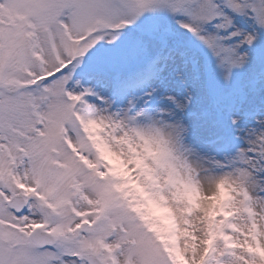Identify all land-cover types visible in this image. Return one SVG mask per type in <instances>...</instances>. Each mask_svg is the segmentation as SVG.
<instances>
[{"label":"snow or ice","instance_id":"1","mask_svg":"<svg viewBox=\"0 0 264 264\" xmlns=\"http://www.w3.org/2000/svg\"><path fill=\"white\" fill-rule=\"evenodd\" d=\"M0 264H264V0H0Z\"/></svg>","mask_w":264,"mask_h":264}]
</instances>
